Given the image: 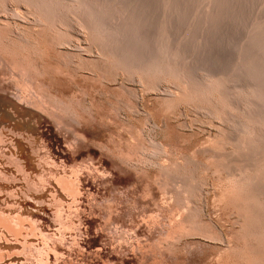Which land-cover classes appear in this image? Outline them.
I'll return each mask as SVG.
<instances>
[{"label": "rangeland", "instance_id": "rangeland-1", "mask_svg": "<svg viewBox=\"0 0 264 264\" xmlns=\"http://www.w3.org/2000/svg\"><path fill=\"white\" fill-rule=\"evenodd\" d=\"M170 1L132 24L105 0H0V264H264V96L235 86L260 74L264 0Z\"/></svg>", "mask_w": 264, "mask_h": 264}, {"label": "bare ground", "instance_id": "bare-ground-1", "mask_svg": "<svg viewBox=\"0 0 264 264\" xmlns=\"http://www.w3.org/2000/svg\"><path fill=\"white\" fill-rule=\"evenodd\" d=\"M35 1H37V0H35ZM62 1V0H61ZM65 2V1H64ZM105 2H106V4L108 5V8L111 10V11H113V13L115 14V17H116V19L117 20H119V19H122V20H128L130 23H132V24H134L135 22H137V21H140L141 20V18H142V15H143V11H142V7H146L147 6V0H105ZM174 2H175V0H173V2L171 3V1L170 2H168V6L166 7V12H167V14L169 15V14H171V8H172V5L174 4ZM206 4H207V7H209L210 6V2H211V0H206ZM38 3V2H37ZM68 2H66L65 4H67ZM45 4H46V2H45ZM44 4V5H45ZM39 5V4H38ZM43 4H40V8L41 9H43V10H45L46 12H49L50 11V6H48V5H50V3L49 4H46L45 6H44ZM53 9V8H52ZM62 10V9H61ZM115 11H117V12H115ZM51 12V11H50ZM53 12H55V10H53ZM42 13V12H41ZM43 13H44V15H46L45 14V12L43 11ZM57 14V13H56ZM60 14V13H59ZM43 15V16H44ZM49 17V16H48ZM51 17V16H50ZM56 17V16H55ZM59 18V17H58ZM36 20H38L39 21V19H37V18H35ZM47 20H48V18H46ZM55 19V18H54ZM21 20V19H20ZM195 20V19H194ZM55 21V20H54ZM86 21V20H85ZM85 21H84V23H85ZM36 22V21H35ZM54 23V22H53ZM104 24H105V21H104V19L103 18H101V16H99L98 14H96L95 15V17L93 18V23H92V27H93V31H95L97 34H99V35H101L100 36V38L102 39V35L104 34ZM87 25V24H86ZM88 28L90 27V25L89 26H87ZM90 30V29H89ZM211 30H213V29H211ZM219 30V32H220V29H218ZM17 32V31H16ZM151 32V31H150ZM210 32V30L207 28V29H204V30H202L201 31V35H200V37H201V39H203V40H207L208 39V33ZM251 32H252V34H251V39H252V42H251V44H250V46H251V49L255 52V55L258 57L257 58V63H256V66H257V69H258V71H260V74L259 75H257L256 76V78H255V80H254V82H252V83H248L246 80H242V79H239L238 81H237V83L235 84V86H237L238 88H237V91L239 92V93H244V88H245V86H250L251 85V87H252V90H249V92H250V94H252V95H254V96H264V27H261V28H252V30H251ZM133 33V35L134 36H138L140 33H139V31L138 30H134V31H132L131 32V34ZM94 34V33H93ZM19 36V35H18ZM94 36H95V34H94ZM104 37H106V36H104ZM104 37H103V39L102 40H105L104 39ZM107 37H109L108 38V42L111 44L110 46L112 47V48H110L111 50L110 51H112L116 56H118L119 58L121 57V54H123V58H122V60L126 63V64H130V67H131V63H136L137 61H139V54H138V52H137V50L135 49V47L133 46V45H129L128 43H125L124 41H121V39H119V38H117V37H115L114 35H111V34H108L107 35ZM95 39H97L98 40V37L97 38H95ZM101 40V41H102ZM145 40V39H144ZM17 41V40H16ZM100 41V42H101ZM98 42V41H97ZM103 43H107V42H105V41H102ZM101 42V43H102ZM146 44H147V40H145L144 41ZM51 43V42H50ZM99 43V42H98ZM101 43H99L98 45H100ZM102 43V44H103ZM109 43H108V46H109ZM101 44V45H102ZM105 44L103 45V46H105ZM149 44V43H148ZM107 45V44H106ZM150 45H152L151 43H150ZM149 46V45H148ZM205 46H207L206 44H205ZM109 48H104V50L102 51L103 52V54H104V52L105 51H108L109 50ZM173 48V47H172ZM100 49H101V46H100ZM99 51H101V50H99ZM102 54V55H103ZM117 58V57H116ZM216 57H215V55H211L210 54V52H209V49L208 48H206V47H203L202 48V50L198 53V55H197V62L195 63V66H204V67H206V66H209L208 67V70L206 71V72H210V67L212 66V64H216L217 62H218V59H215ZM122 60H120V62H121V64L123 65V62H122ZM189 60V59H188ZM118 61V60H117ZM116 62V61H115ZM187 62V61H186ZM200 63V64H199ZM118 64V63H117ZM120 64V63H119ZM125 64V65H126ZM133 65V64H132ZM190 65V64H189ZM192 65V64H191ZM134 66V65H133ZM136 67H139L140 68V66H138V63L136 64ZM27 68V67H26ZM124 68V66L122 67V69ZM184 68V67H183ZM21 69H22V67H21ZM126 70V69H125ZM140 70H141V68H140ZM22 71H23V69H22ZM188 71V70H187ZM186 72V71H185ZM202 72V71H201ZM196 73V72H195ZM26 76V75H25ZM185 77H188L187 75L185 76ZM194 83H196V82H194ZM197 84V83H196ZM199 84V83H198ZM194 85V84H193ZM228 85V84H227ZM262 89V90H261ZM27 90V89H26ZM41 91V90H40ZM226 91H228V89H226ZM42 92H44V91H42ZM45 93V92H44ZM44 93H42L43 94V96H46V95H49V94H47L48 92H46L45 94L46 95H44ZM40 94H41V92H40ZM19 95V94H18ZM168 95V94H167ZM24 96V95H23ZM42 95H40V97H41ZM52 96V95H51ZM50 97V96H49ZM48 97V99H50ZM54 97V96H53ZM38 99V98H37ZM36 99V100H37ZM55 99V98H54ZM57 99H58V97H57ZM27 100V99H26ZM50 100H52V101H50V102H55L54 104H57L56 103V101H53V98L52 99H50ZM56 100V99H55ZM60 100V99H59ZM59 100H57V101H59ZM62 100H60L59 101V103L58 104H61L62 102H61ZM228 101V100H227ZM43 102H45V101H43ZM64 104V102L62 103V105ZM259 104H260V107L261 108H264V101L262 102H260L259 101ZM68 105V104H67ZM67 105H66V103H65V105H64V107L66 108L67 107ZM47 106V105H46ZM54 106V105H53ZM53 106H52V108H53ZM49 107V106H48ZM57 107V106H56ZM59 108H60V106H58ZM62 107V106H61ZM64 107H62L61 109H64L65 110V108ZM51 108V107H50ZM54 109V108H53ZM58 109V108H57ZM52 110V109H51ZM59 111H62V110H59ZM66 111V110H65ZM66 112H68V114L69 113H71L72 115H74L75 113V111L73 110V109H71V107H69L68 106V111H66ZM74 113V114H73ZM70 114V115H71ZM207 114V113H206ZM76 116V115H75ZM74 116V117H75ZM235 116V115H234ZM233 116V117H234ZM232 117V116H231ZM233 120H235V125L237 126V127H242L243 126V123H242V121L240 120V119H238V118H236V116L234 117V119ZM232 122V121H231ZM154 124V123H153ZM237 129V128H236ZM152 145V144H151ZM156 145H158V144H154V146H156ZM157 147V146H156ZM155 147V148H156ZM161 151V150H160ZM161 154V153H160ZM145 161V160H144ZM85 165H87V164H85ZM261 165V164H260ZM75 168V167H74ZM80 168V167H79ZM82 168V167H81ZM74 170H76V169H74ZM78 170V169H77ZM82 171V170H81ZM249 173V172H248ZM76 174V173H75ZM162 174V173H161ZM75 178V177H74ZM73 180V179H72ZM72 180H68V185H67V188H68V190H70V191H72V192H77V191H75V190H77L76 188H74L72 185H71V183L73 182ZM77 180V179H76ZM181 180V179H180ZM74 183H75V181H74ZM165 186V185H164ZM166 187V186H165ZM173 189V188H172ZM78 193V192H77ZM254 193V192H253ZM73 195V194H72ZM76 195V194H75ZM257 196V195H256ZM74 199V198H73ZM177 201V200H176ZM182 201V200H181ZM69 203V202H68ZM74 203V202H73ZM184 203V202H183ZM59 204H61V203H59ZM56 205H58V200H57V204ZM70 207H71V205H70ZM55 208H57V210H55L56 212H58V207H56L55 206ZM59 208H60V206H59ZM64 209V208H63ZM70 210V209H69ZM55 212V213H56ZM62 212L60 211V213H57V216L58 217H56L58 220L60 219V215H62L61 214ZM73 213V212H72ZM187 213V212H186ZM259 213V212H258ZM8 215V214H7ZM187 215V214H186ZM190 216V215H189ZM256 218H257V216H255ZM3 219V220H2ZM4 219H6V218H4V217H0V222H2V224H4V225H6L8 228H10V227H12V229H13V227L15 226V224H17L18 223V219L16 220V222H15V224H14V226H13V223H11L9 220H7L6 219V221H7V223H5L6 221L4 220ZM21 218H19V220H20ZM65 219H66V217H65ZM69 219V218H68ZM2 220V221H1ZM56 220V219H55ZM3 221H5L4 223H3ZM12 221V220H11ZM59 221H62V220H59ZM64 222H65V220H63ZM14 222V221H13ZM24 222V221H22V220H20V225L22 224V223ZM66 222H68V221H66ZM65 222V223H66ZM12 224V226L11 225H9V224ZM62 223V222H61ZM65 223H63L62 224V226L64 225V226H67V228L69 227L68 225H65ZM18 224V225H19ZM68 224V223H67ZM22 225H24V224H22ZM21 225V226H22ZM61 225V224H60ZM69 225H71V224H69ZM3 226V225H2ZM10 226V227H9ZM16 228V227H15ZM21 228H23V227H21ZM20 228V229H21ZM65 228V230H66V227H64ZM70 228V227H69ZM11 229V230H12ZM15 230V229H14ZM18 230V229H17ZM64 231V230H63ZM70 231V230H69ZM19 232H20V230H19ZM14 233H16V232H14ZM18 234V233H17ZM46 236V235H45ZM47 246V245H46ZM28 247V246H27ZM32 249V248H31ZM51 249V248H50ZM39 250V249H38ZM41 251V250H40ZM56 251V250H55ZM30 253V252H29ZM32 254H34V252H31ZM30 253V254H31ZM38 253H40L39 251H38ZM25 254H27V252L25 253ZM37 254V253H36ZM38 255H40V254H38ZM43 255V254H42ZM41 256V255H40ZM34 258V257H33ZM23 264V263H22Z\"/></svg>", "mask_w": 264, "mask_h": 264}]
</instances>
